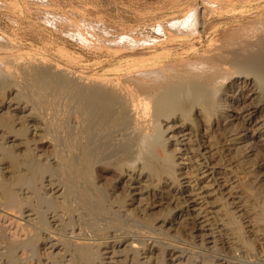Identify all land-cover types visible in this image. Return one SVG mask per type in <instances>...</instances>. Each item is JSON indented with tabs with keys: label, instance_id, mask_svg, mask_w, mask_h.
I'll return each mask as SVG.
<instances>
[{
	"label": "bare ground",
	"instance_id": "1",
	"mask_svg": "<svg viewBox=\"0 0 264 264\" xmlns=\"http://www.w3.org/2000/svg\"><path fill=\"white\" fill-rule=\"evenodd\" d=\"M52 1L53 0L50 2ZM251 1L252 0H205L200 1V4H197V1L194 5H191L193 4L191 3L183 7H174L166 14L160 15V17H163L160 21H156V23L158 22L157 25H151L154 28L152 29L155 30L158 35H150L153 33L151 32L143 34L142 36H137L134 32V28L132 31L131 27H129V30L128 27L125 26V28L127 27L129 30L126 31V29L122 28L125 24H121L122 26L118 25V27L120 26L122 28H120V30H111L106 27V29L102 28V30L98 29L99 31L94 32L90 29V31L94 33H91V37L90 35L88 37V34L85 33V29H83L82 26L86 27L92 22L86 19V17L79 16L78 18V15L76 16L75 14V16L67 15L65 12L61 11L62 9L58 6L60 5L59 3L56 5L59 9L57 8V10H55L56 6L53 5L55 1L51 3V6L49 2V4H45L42 0H5L6 5H2L12 12L19 10L18 12H20V14L22 13L23 16L33 18L34 21H32V24L34 25L39 21H44L48 24L54 22L61 30L63 28L71 33H75V36H80V38L86 41L88 49L96 53V57H94L96 58V62L93 63L94 65L92 66L94 67L90 71H83L80 69L78 73L77 71L75 72L76 75L72 72L71 68L70 70H66L63 68L65 66H63L62 68L64 71L66 70V73L67 71H71L72 75L74 74V79H72V77L68 80L66 77L63 79L64 73L61 71L62 69L56 70L59 64L57 65L55 63L56 65H54L56 69L54 68L53 70H56V72L49 67L40 66L42 65L40 64L41 57L38 58V55L35 56L33 53L23 51V47L13 40V38H10L8 34L7 36L4 32L0 31V75H2V77L0 76V111L4 110L5 112H0V206L2 207V211L11 213L21 219L15 221L17 225L19 223V226H21V229H15L13 235L15 238H11L9 235L10 231L14 230L11 227L12 220H10L9 224H7L9 218L1 222L2 224L0 223V261L2 262H0V264H25V260L26 264L28 261L34 263L29 259H33L35 262L37 261L36 264H44V260H41L42 262L40 261L39 251L43 244L44 246L48 245L50 241L57 239V235H59L57 240L58 242L60 240L59 244L54 243L55 241L49 244V248L52 249V252L47 256V258L50 259V261L47 259L49 261L48 264H104L105 261L103 260L106 258L104 255L111 252L114 254L117 253L118 250L116 248L119 246V243L120 245L127 243L126 248L128 250L131 249L135 241L133 238L134 234L133 236H127L128 234L125 236L120 235L121 237L116 236L117 238L113 236L106 237L104 236L106 233L105 231H108L112 226H117L120 220L118 217L120 215L117 212H123V209L132 215L134 214V216L136 214L138 215V213L140 215L143 213V217L141 216V218H144L143 220L148 224H152L155 217L153 216V212H150L147 207L141 208L139 205L134 206L135 201H137V199L140 202H143L145 199L149 200L151 194L147 196H144V194L146 193L145 189L149 188L150 184L157 185L162 180L165 182L168 180L169 183L167 181L166 184L170 185L177 182L176 176L178 175L175 174L176 161L173 154L176 150L175 146H177V142L180 141L179 136H177L178 133L180 135L181 132L189 130L190 136L188 137H190V140L187 142L188 145L185 149L188 152L193 151L195 156L200 158L198 152L200 151V146L202 148L203 145H200L198 140L194 142V137L192 139V136L198 134L197 124L201 118L209 121L214 120L213 122L219 127L226 142L234 146L233 152L235 153L234 155L238 156L240 160L239 163L241 162L246 165V168L250 170L248 171L249 173L253 170L254 161H252V164L251 160L247 158L248 149L247 152H245L246 150H244V147L237 145L240 140H237L235 136L241 132L237 130L238 127H234L237 126L236 123H234L236 122L235 120H241L245 126L252 120L251 116L253 113H263L264 111V99L259 97L261 94H264V7L258 6V4H252ZM171 2H173V0ZM65 5L66 4H64V6ZM71 5H73V3H71ZM87 5L85 6L87 7ZM0 7L2 8V6ZM156 9H159V7ZM92 10H94V8H92ZM120 12L122 13V11ZM146 12L144 11V13ZM98 13L96 12V15ZM135 13H137V11H135ZM13 14H15V12ZM20 14H18L19 17L21 16ZM99 15V17H101L102 14ZM117 15L118 13L116 16ZM212 16L215 17L211 19ZM125 17H127V15ZM87 18L89 17L87 16ZM104 18L105 17L102 19ZM90 19H92V17ZM95 21L94 24H96ZM100 21L102 23L104 22L102 20ZM119 21L118 19V22ZM28 23L29 22H27V24ZM126 23L128 25L129 22ZM135 23L137 22H134V24ZM139 26L138 24V27ZM51 27H53V25H51ZM89 27L91 28V26ZM92 27L95 29L94 25ZM58 29H54L55 32L58 31ZM37 31L38 30H34L33 32ZM40 36L41 35H39V37ZM50 37H46L47 40ZM204 40L206 41L205 44ZM60 43L61 42H59V44ZM84 43L80 44L84 45ZM75 47L78 48V46ZM59 50L69 56L73 54H70L64 47H60ZM111 56H113V58ZM102 57L106 59L104 60ZM75 61L77 60L75 59ZM30 62L33 64L30 65ZM15 67L23 71L24 76H26L25 78H27V83L23 90H20V93L18 91V95L16 96L18 101L15 102L16 107L12 108L14 104L12 103V105L10 103L12 102L13 91L10 88L11 82L9 81L12 78L9 79V75L13 73ZM59 71L62 72V78L59 76L61 74ZM250 74H253L255 76L254 81L260 84L259 91L252 89L254 81H251V79L249 80ZM66 76L68 75L66 74ZM239 82L244 84L242 88L246 86L249 88V85H252V87L250 86L251 88H249V91L252 93H250V95L246 93L249 95L246 96L247 99L239 95ZM67 88L71 90L65 101L68 105H74L81 121L79 125L76 126V130H74L73 127L75 126L73 124V130L67 133L69 136L68 140H72L69 144V151L66 152V149V151L62 150L64 147L61 149V144L57 142V146L60 145L59 148L57 147L55 149V158L57 162L55 164L57 166L48 167L46 165V168L44 163L47 161L46 159L44 160L43 167L40 160L41 155L46 153L47 157L51 152L49 153V148L44 151L45 149L43 148L45 146L43 147V145L45 144L41 145L37 143L38 138L35 139V144L38 149H36L35 145H32L29 149L27 147L28 151L24 153L22 151L18 152L20 148L17 151V144H14L17 141L14 143L11 141L10 144L9 139H11L10 137L14 134L16 136H26L29 128L30 134L33 136L36 135L39 139L49 134L55 142L59 141V137L62 136V134L60 136L62 132L60 128L63 124L60 118L52 117L53 119L48 121L46 116H43L48 121H45L46 123L43 122L45 125L48 124L46 129L43 130L41 127V119H35V117L32 116L33 112L30 113L28 111L30 113L29 115H27V112L26 114L22 113L31 107L36 108L37 106L49 112L56 111L59 96L66 91ZM15 92H17V90ZM234 92L233 99L235 104H238L236 107L238 111H235V115L228 112L229 109H231L229 98L232 95L230 94ZM30 96H36L38 100L36 103L32 104L31 107H27L26 103L24 104L22 100ZM252 96L253 98H251ZM5 97L6 101L3 102ZM32 98L34 99L35 97ZM30 100H32L31 97ZM63 112H65V110ZM12 117L14 122L20 119L26 121L29 117H31V119L27 120L26 125L21 123V129H15L14 122L11 119ZM61 118L63 119V117ZM168 119L172 122L171 125H168ZM163 121H167L168 124H163ZM174 127L175 129L176 127L177 129L180 128V130L168 136L169 133L175 132V129L168 132L169 129ZM215 129L217 130V128ZM39 131H42V133L38 134ZM120 134H122V136ZM239 137V139H241L243 135ZM62 138L60 140H63ZM221 141L223 142V139ZM157 149H160V152L163 154L162 158H160L161 156L158 157ZM38 151H42V153L39 154ZM203 164V161H198L196 165H193L195 169L202 170ZM99 171L112 172V176L116 175V180L115 178L113 181L107 178V180L103 178L99 180V175L95 174V172L97 173ZM207 171L208 170H205L204 172ZM256 172L258 171L256 170ZM46 174L50 175L52 178V180L49 178L50 181L47 184L44 182V179L47 177ZM253 174L255 175V173ZM102 176L104 177L105 175ZM142 181H144V184ZM136 182L140 183V185H135L137 184ZM252 188L253 187L250 189ZM167 190L166 196L169 197L170 190ZM191 191L193 190L191 189ZM193 192L191 194L189 193V197H187L188 195L181 197L179 196L180 194L176 196L174 193L175 195L172 194V197H169L171 199H168L167 202L170 205L175 204V206H179L182 203L189 202L190 198L194 195ZM135 194L140 196L135 198ZM159 195L162 194L160 193ZM254 196L258 200L260 216L264 220V195L262 196L261 192L256 189ZM243 197L245 198V196ZM148 204L149 203H146L145 205L149 206L150 204ZM225 204L223 206H225ZM119 208H122V210ZM201 212H198L197 215H195L194 212L193 215L199 218V215L202 214ZM227 213L230 218L228 220L229 223L235 226H231L229 229L232 230V232L234 230V232L237 233V231H239L238 233H240V227L237 226L236 220L233 219L230 212L227 211ZM63 214L72 215L69 222H65L66 220L62 218ZM188 214L190 213L188 212ZM8 215L9 214H3V217L2 215L1 217L3 219L4 216L8 217ZM124 215L125 214H123V216ZM170 215L172 216L173 214ZM187 219H189V217ZM194 219H192V221ZM22 220L25 221L23 222ZM190 220L183 221L187 223ZM75 221H80L85 224L82 225L85 226V231L81 229L82 232L80 233L78 231L79 235L77 234L78 236L75 237L76 239H72L73 237L67 236V232H69V227L72 226ZM165 223L166 220H164L162 224ZM162 224L160 226H163ZM190 224L187 226H190ZM82 226L81 228H83ZM20 230L22 232H20ZM165 232H167V230H165ZM71 233L75 234L77 232ZM238 233L237 238L239 241V239L242 240L243 238L242 235ZM78 238L85 241L78 242ZM109 238L113 239L109 241ZM94 240H103V243H105L104 247ZM218 241L216 240V242ZM245 241L244 244L246 243L248 249L254 248L255 244L247 240ZM221 243L223 242L221 241ZM60 244L62 245L61 249H59ZM137 246L136 244L133 245V247ZM238 246H236L237 248L235 247V250L240 249ZM54 247L55 250L58 249L57 252L53 251ZM109 249H111V252ZM21 250L23 252H21L22 255L20 253ZM162 251L160 256H156L159 258L161 257L160 260H153L155 264L163 263L165 254L168 250L166 248ZM235 252L236 251H234V253ZM241 252L244 254L245 251L243 252V248ZM246 253L249 255L248 252ZM34 258L37 259L35 260ZM134 259L132 258V261ZM136 261V264H141L137 259Z\"/></svg>",
	"mask_w": 264,
	"mask_h": 264
},
{
	"label": "rangeland",
	"instance_id": "2",
	"mask_svg": "<svg viewBox=\"0 0 264 264\" xmlns=\"http://www.w3.org/2000/svg\"><path fill=\"white\" fill-rule=\"evenodd\" d=\"M50 1L51 0H42V2L45 3V4L46 3L47 4L50 3L51 6H52L51 3L55 1L53 5L56 6L59 3L61 5V7H62L61 8L60 5H58L59 8L62 9L61 11L65 12L67 15H72L73 16L75 14L76 16L78 15V18H79V16L80 17H86V19L91 21L92 23L91 22L90 23L94 25L95 29H93V27H92L93 25H91V24H89L86 27L82 26L83 29H85L84 30L85 33L88 34L87 36L89 37V35H90V37H91V33L99 31L98 29L102 30V28L106 29V27H107L108 29H111V30H120V28H121L120 26H122L123 24H125V25H123L124 27H122V28L126 29V31L128 29L130 30L129 27L132 28V31H133V28H134V32L137 34V36H142L143 34H148V33H151V32H153L154 34L151 33L150 35H155V34H157V32H155V30H153L154 28L151 25L152 24L153 25L154 24L157 25L158 22L156 23V21H160L162 19V17H163V16L160 17V15L166 14L167 12L170 11V9H172L174 7H180V6L183 7V6L189 5L191 3H193L191 5H194V4L197 3V1H198L197 4H200L201 3L200 1H205V0H185V1L183 0L184 2L181 1V0H176V2H175V0H173V2H171L172 0H53L52 2H50ZM179 1H181V2H179ZM71 3H73V5H71ZM170 3H174V4H170ZM251 3L252 4H258V6L264 7V0H252ZM2 4L6 5L5 0H2V1L0 0V6H2V8L0 7V31L4 32L6 35L8 34L10 38H13V40H15L19 45H21L23 47V51H26L27 53H33L35 56L38 55L37 56L38 58L41 57L40 64H42V65L39 64L40 66H46V67H49L51 70H53L54 68L56 69V67L54 65H56V64L58 65L59 64L58 68L56 70L58 71V70L62 69L61 71L65 74V76L63 74V79H65V77H66L67 80L69 78H71V77H72V79H74L73 77H74L75 72L77 71V73H78L80 69L83 70V71H90L94 67L92 65H94L93 63L96 62V60H95L96 58H94V57H96V53L88 49V45H87L86 41L83 40L82 38H80V36H78V35L75 36L74 35L75 33H71L70 31H67V30H65L63 28L61 30V28H59V26L56 25L54 22H50L48 24V23H45L44 21H39V22H37L34 25V24H32V21H34L33 18H31V17L29 18L28 16H23L22 13L20 14V12H18L19 10H15L14 11L15 14H13L14 12L8 10L7 7H5ZM64 4H66V5L64 6ZM79 4H82V5H79ZM83 4H84V6L88 4L89 8H88V5H87V7L86 6L84 7ZM159 5H162V6H159ZM55 6H53V7H55ZM58 6L55 7V10H57ZM95 6H96V8H95ZM150 7H152L153 9L150 8ZM157 7H159V9H156ZM162 7H163V9H162ZM68 8L69 9L73 8L72 9L73 12H72L71 9L69 10ZM92 8H94V10L95 9L96 10L94 11V10H92ZM97 8H99V9H97ZM148 8L150 9V12H149ZM146 9H147V12H146ZM9 11H10V13L12 12L11 13L12 15L9 13ZM92 11H93V13H92ZM102 11H105V12H102ZM111 11H112V13H111ZM116 11H119V12L122 11V13L121 12L119 13V12H116ZM135 11H137V13H135ZM144 11L147 14L144 13ZM96 12L97 13L99 12V13L96 15ZM104 13H106V14H104ZM117 13H118V15L116 16ZM139 13H141V14H139ZM18 14H20L22 17L21 16L19 17ZM99 14H102L101 17H99L100 16ZM125 14L127 15V17H125L126 16ZM107 15H108V17H107ZM133 15H134V17H133ZM87 16L89 18H87ZM102 16L105 17V18L102 19L103 18ZM23 17H24V19H23ZM91 17H92L93 20L90 19ZM214 17L215 16H212L211 19H213ZM21 18H22V21H21ZM97 19H100V20H102L104 22L102 23L100 20H97ZM113 19H115V20L117 19V20L115 21ZM118 19L120 20L119 21L120 23L118 22ZM15 20H17V21H15ZM94 21L98 25L94 24ZM98 21H100V22H98ZM105 21L106 22L108 21V22L106 23ZM18 22H19V24L21 26L18 24ZM27 22H29V23L27 24ZM126 22H129L128 25H127ZM134 22H137L140 26L141 25L142 26L141 27L139 26L140 27L139 28L138 24L137 23L134 24ZM229 22H232V21H229ZM101 23L104 24V25H102ZM136 24H137V26H136ZM51 25H53V27H51ZM115 25H116V27H115ZM118 25H120V26L118 27ZM42 26H45V27H42ZM89 26H91V28ZM125 26H127L128 29H127V27L125 28ZM132 26H134V27H132ZM54 29L55 30L58 29V31L55 32ZM83 29H82V31H83ZM90 29L93 30L94 32L93 31L91 32ZM34 30L35 31L38 30V31L37 32H33ZM39 30L42 32V34H41V32ZM60 30H61V32H60ZM142 30H144V31H142ZM88 31H90V32H88ZM43 32H44V34H43ZM35 33H36V35H35ZM17 34H18V36H17ZM19 34H20V36H19ZM39 35H41L40 36L41 38L39 37ZM36 36H38V37H36ZM50 36H52V37H50ZM54 36H55V38H54ZM46 37H50L48 40H50L51 42L48 41ZM18 38H19V40H18ZM24 38H26V39H24ZM44 40H46L47 42L44 41ZM38 42H40V43H38ZM59 42H61V43L59 44ZM63 42H64L65 45L63 44ZM80 43H84V45H82ZM205 43H206V41L204 40V44ZM67 44H70V45H67ZM85 44H86V46H85ZM50 45H52V46H50ZM75 46H78V48L75 47ZM60 47H64L65 49H67L69 51L70 54H72V53L73 54L71 56H69V55L61 52L59 50ZM86 49H87V51H86ZM81 51H83V52H81ZM47 56H48V59H47ZM111 57L113 58V56H111ZM74 58L77 61H75ZM83 58H85V59H83ZM102 59L105 60L106 58L102 57ZM108 59H111V58H108ZM33 60H35V59H33ZM85 60H86V62H85ZM68 62H70V63H68ZM79 62H81V63H79ZM32 64L33 63L30 62V65H32ZM59 66H60V68H59ZM63 66H65V67H63ZM62 67L65 68L66 70L67 69L70 70V68H71V70H72V72L74 74L72 75L71 71H69V72L67 71V73H66V70L64 71V69ZM73 69H74V71H73ZM56 70H53V71L56 72ZM62 72L59 71V73H61L59 76L62 75ZM12 74H15V75H12ZM12 74L9 75L10 76L9 79L12 78L9 81L11 82L10 83V88L13 91L12 99H11L12 102L10 101L11 102L10 104L13 103L15 106L12 104L13 105L12 108H14V107H16L15 102L18 101V98H16V96L18 95V91L20 93L23 90L25 84L27 83V81H26L27 78H25L26 76H24L23 71L20 70L18 67H15V70H13ZM66 74L68 76H66ZM0 76L2 77V75H0ZM253 76H254L253 74H250L249 75V80L251 79V81H254L255 76L254 77ZM61 78H62V76H61ZM11 84H12V87H11ZM238 85H239L238 91L240 93L239 95L241 97L243 96L242 98H244V99H247L246 96L248 94L250 95V93H252V92L249 91V88H251L252 85H253V87H252L253 90H258V91L260 90V88H259L260 84H258L256 81H254L252 85H249V88L247 86L242 88V86L244 84L241 83V82H239ZM16 90H17V92H15ZM70 90H71L70 88H67L66 91H64L63 93L60 94L59 99H58V104H57V110L55 108V110L57 112L56 111L49 112L48 110L46 111V110H43L41 108H38V106L36 107L37 109L36 108H32L31 107L32 104L36 103L37 100H38L36 98V96H30L32 100H30V97H27V98H25V100L24 99L22 100L24 104L26 103L27 107H31V108L27 109L25 112H23L22 114H26V112H27V115H29L31 112H33L34 115L32 114V116L35 117V119H38V118L41 119L40 120L41 121V127H42L43 130L46 129V127L48 125V124L45 125L44 123L52 120L55 117L60 118V120L63 121L62 127L60 128V130H62V132L60 133V136H61V134H62V136L59 137V139H58L59 141L55 142L54 139H52L49 134H47V135H45V137L41 138L42 140L39 139V137H37L36 135H34L35 136L34 137L32 134H30L29 128H28V132H27L26 136L25 135L16 136L14 134L15 136L13 135V136L10 137L11 139H9L10 140V144H11V141H12V143H14L15 141H17V142L20 141L18 143L15 142L14 144H17L16 145L17 146V151L20 148V151H18V152L22 151L24 153L25 151H28L27 147L29 149L30 147H32V145L33 146L35 145L36 149H38L37 145L35 144L36 143L35 139L38 138L37 139V143H39L41 145L45 144V145H43V147L45 146L43 148V149H45L44 151H46L49 148L48 151H49V153L51 152L48 155V151H47V155H48L47 157H46V153L41 155V159L40 160H41L42 164L45 162L44 161L45 159L47 161V162L44 163L46 168H47V166L48 167H50V166L51 167H56L57 166L55 164V163H57L56 162V158H55V152H56L55 149L57 147L59 148V146H60V145L57 146L58 145L57 142L59 144H61V149L64 147L62 150H64V151L67 150L66 152L69 151V149H70L69 144L72 142V140L71 139L68 140L69 136L67 135V133L68 132L70 133L73 130V128H74V130H76V126H78L80 121H81V118L77 114V111H76L74 105H68L66 103V101H65V99H67V95L69 94ZM246 93H248V94H246ZM14 94H15V96H14ZM234 94H235V92L230 94V95H232L229 98L230 99V103H231V107H230L231 109H229V111H228V112L233 113V115H235V111H238V109L236 108L238 106V104L237 103L235 104L234 99H233V97H234L233 95ZM32 97H35V98L33 99ZM259 97H262L264 99V94H261ZM251 98H253V96ZM13 99H14V101H13ZM35 99H36V101H35ZM5 101H6V97L4 98L3 102H5ZM69 106H70V108H69ZM72 109H73V111H72ZM64 110H65V112H63ZM0 112L2 113V112H4V110H2ZM7 115H10V114H7ZM43 116L44 117L46 116V119L48 121ZM61 117H63V119ZM11 119L13 121V117ZM30 119H31V117H29L27 120H30ZM251 119L252 120L250 121V123H247L245 126L241 122V120H235L236 122H234L237 125V126H234V127L235 128L238 127L237 130L239 132H241L240 134L238 133V135L235 136V137H237V140H240V141H238L240 144L238 143L237 145L238 146L241 145L242 147H244V150H246L245 152H247V149H248L249 152H247V155H248L247 158L251 160V163H252V161H254L253 162L254 163V165H253L254 168H253V170L250 173L248 172L250 170H248L246 168L247 167L246 165L242 164L241 162H240L241 164L239 163L240 160L238 159V156L234 155L235 153L233 152L234 151L233 150L234 146H231L229 142H226V140L222 136V133H221L219 127L215 124V122H213L214 120H210L209 121V120H205L204 118H201V120L197 124L198 134H195V135L192 136V139L194 137V142L198 140L199 144L203 145L202 148L200 146V151L198 152V155H200V158L196 157L193 151L188 152L185 149V147H187V145H188L187 142L190 140V137H188V136H190L189 135V130H185L184 131L185 133L181 132L180 135L178 133L177 136H179V140L180 141L177 142V146H175L176 150L174 151V154H173V156L175 158V161H176L175 174L178 175V176H176L177 182H175L174 184L170 185V184H166V182L168 180H166V182L164 180H162L157 185L150 184L149 188H146L147 190L145 189L146 193L144 194V196H147V195L151 194L150 195L151 197L149 196L151 199L150 198H149V200L145 199L143 202L138 201V199H137V201H135V205L134 206L139 205L141 208L142 207H147V209L149 208L150 212H153V216H155V217H154V220H153L152 224H148L145 220H143L144 218H141V216L143 217V213L141 215L138 213V215L136 214L137 216L135 215L136 216L135 217L134 214L132 215L131 213H128V211H126L124 209L122 210V208H119L123 212H121V211L117 212L120 215V216H118L120 220L118 221L117 226H112V227H110V229L108 231L106 230L105 231L106 233L104 232L105 233L104 236H106V237L107 236L108 237L109 236L121 237L123 235L125 236L126 234H128L127 236H130V235L133 236V234H134L133 238L135 239L136 242L134 241L133 245L136 244L138 246L137 247H133V245H132L133 248L131 247V249H129L131 251H129L126 248L127 247L126 246L127 243H124L123 245H120V243H119V246L116 248L118 250L117 253L114 254V253L111 252V249H109V251L111 253H108V254L104 255V257L106 256V258L103 260V261H105L104 264H132V263L136 264L137 263L136 259L141 264H147V263L155 264V262H153V260L154 261H156L158 259L160 260L161 257L159 258V257H156V256H160L162 254L161 252H163L162 250L163 249L165 250L166 248H167L168 251L166 252L165 258L163 260V263H161V264H264V220L260 216L259 203H258V200L256 199V197L254 196L256 189H258L261 192L262 196L264 195V184H263L264 183V111H263V113H253L252 116H251ZM20 120L17 121V122L13 121L14 125H15V129H19L20 126L22 128V124L26 125L27 120L24 121L22 119L21 122H20ZM166 123H167V121H165V122L163 121V124H166ZM168 123H167L168 125L172 124L170 119H168ZM73 124H74L75 127H73ZM208 127H211L212 129L208 128ZM215 128H217V130ZM174 129H175V127L169 129L168 132H171ZM178 130H180V128L177 129V127H176L175 132L173 131V132L169 133L168 136L173 135L172 133H177ZM41 133H42V131L38 132V134H41ZM184 134H185V136H184ZM214 134H215V136H214ZM120 135L122 136V134H120ZM220 135H221V137H220ZM242 135H243V138L239 139L240 138L239 136H242ZM31 136H33V137H31ZM210 137H213L214 139L210 138ZM218 137H219L220 140L218 139ZM61 138L63 140H60ZM215 138L218 139V140H216ZM221 138L223 139V142L221 141L222 140ZM24 139H25V141H24ZM61 141H62V143H61ZM218 141H221V142H218ZM201 143H203V144H201ZM46 146H47V148H46ZM35 147H33V148H35ZM247 147H249V148H247ZM156 151H157L158 157L161 156L160 158H162L163 154L160 152V149H157ZM41 153H42V151L39 152V154H41ZM185 154H187V155H185ZM192 156H193V158H192ZM206 157H207V159H206ZM198 161L199 162H201V161L204 162V164L202 165V170H197V169L194 168V165H196V162H198ZM44 164H43V167H44ZM241 165L243 166V168H242ZM203 170L204 171L208 170V171L204 172ZM256 170L259 173L256 172ZM197 171H198V176H197ZM103 172L102 171H99L97 173L95 172L96 175H99V177H98L99 180L100 179L102 180V178L103 179L107 178L108 180H112V181L115 178V180H116V175L114 174L115 176H112L113 175L112 172H110V171L109 172L108 171H103ZM99 173L102 174V175H105L106 177L104 176L105 177L104 178ZM110 173H112V174H110ZM253 173H255V175ZM108 175H110L111 177L108 176ZM46 176H45L46 178L44 179L45 184H47L50 181V179L52 180L50 175L46 174ZM143 182L144 181H142V183ZM136 183L137 184H135V185H137V186L140 185V183H138V182H136ZM168 183H169V181H168ZM254 184H256V185H254ZM178 185H180V186H178ZM195 186H197V187H195ZM251 187H253V188L250 189ZM178 188H179V190H178ZM167 189L170 190V194H169L170 196L169 197H172L171 195L174 194V193L176 194V196H178L180 194L179 196H181V197H185V195L186 196L188 195L187 197H189V193L191 194L194 190L196 192L195 191L193 192V194L195 196L193 195L192 198H190L189 202L182 203L179 206H175V204L170 205L167 202L168 199H171L168 196H166L167 195V191H168ZM191 189L193 191H191ZM62 190H60V191H62ZM153 190H154V192H153ZM250 191H251V193H250ZM165 192H166V194H165ZM147 193H149V194H147ZM160 193L162 195H159ZM242 193H244V194H242ZM153 195H154V197H153ZM139 196L137 194H135V198H138ZM243 196H245V198ZM160 198H161V200H160ZM242 199H243V201H242ZM158 201H159V203H158ZM248 202H250V203H248ZM146 203H149L150 205L148 204L149 206H146L145 205ZM224 204H225V206H223ZM134 206H131V207H134ZM166 206L168 207V209H167ZM1 209H2V207L0 206V213H1L2 217H3V214H5V215L9 214V215H8V217L4 216L3 219H2V217L0 215V223L5 221V220H7L9 218V222H7V224H9L10 220H12L11 221L12 222L11 227L14 230L10 231L9 235L11 236V238H13L15 229L16 228L21 229V226H19L20 224L18 223V225H17V222H15V221H18V219H20V218L14 216L11 213L6 212V211H2ZM189 210L192 212V214H191V212ZM186 211H187V213H186ZM227 211L230 212V215L233 217V219L236 220L237 226L240 227V229L238 228L240 230V233H238L239 231H237V230H235V231H237L238 234L242 235V238H243L242 240L239 239V241H238L237 233L234 232V230H233V232H234L233 233L232 230L229 229V228H231V226H233V227H235V226H234V224H230L229 223L228 220L230 218H229V214L227 213ZM188 212L191 214V217H190V214H188ZM194 212H195V215H197L198 212H201L202 214H200L199 218H198L195 215H193ZM122 213L125 214V215L123 216ZM170 214H173V215L171 216ZM233 214H234V216H233ZM69 216L70 215H64L63 214L62 218H64V220H66L65 222H69L70 221L69 219L71 218L72 215L70 217ZM192 216H193V218H192ZM14 217H16V218H14ZM188 217H189V219H187ZM132 218H133V220H132ZM191 218L192 219L195 218L196 220L194 219L193 220L194 222H193ZM13 219H14V221H13ZM73 220H74V215H73ZM164 220H166V223H165L166 225L162 224ZM183 220H185V221L190 220V221H188L189 223L188 222L185 223V221H183ZM22 221L24 222L25 220H22ZM203 222H204V224H203ZM190 223H193V224H190ZM222 223H224V224H222ZM79 224H80V227H79ZM161 224L163 226H160ZM189 224H190L191 227L187 226ZM82 225H85V224L81 223L80 221H78V222L75 221V223L72 224V226L69 227V230H68L69 232H67V236L69 235V237H71V238L73 237L72 239H76L75 237H77L79 235V232L81 233L82 230L85 231V226H82ZM199 225H201V226H199ZM81 226L83 228H81ZM189 227H190V230H189ZM152 228H154V229H152ZM218 228H221V229H218ZM165 230H167V232H165ZM70 231L73 232V233H75V232H77V233L72 234ZM227 231L230 233V235H229V233ZM20 232H22V231L20 230ZM135 232H136V234L138 236L135 234ZM20 235H21V233H20ZM58 236L59 235H57V239H53L52 241H50L48 243V245H45L46 247L43 244L41 250L39 251L40 261L44 260L43 261L44 264H48V262L50 261V259L47 258L48 254L50 252H52L51 251L52 249L49 248V246H50L49 244L53 243V241H55L54 243H58L59 244L60 240H59V242L57 241L58 240ZM221 238H222V240H221ZM111 239H113V238H109V241ZM216 240L217 241L219 240V241L216 242ZM245 240L251 242L252 244H255L254 248L253 249H250V248L248 249L246 247V243L244 244ZM83 241H85V240H82V239L78 240V242H83ZM94 241L96 243H99L101 246L103 245L102 247H104V245H105V243H103V240L102 241L94 240ZM221 241L223 243H221ZM224 242H226V243H224ZM227 243H228V245H227ZM61 244L59 245L60 246L59 249L62 248ZM238 244H239V246H238ZM257 245H259V246H257ZM236 246L240 247V249H236L235 250ZM139 248H140V250H139ZM242 248H243V252L245 251L244 254L241 252ZM53 251L57 252L58 249L55 250V247H54ZM234 251H236V252L234 253ZM21 252H22V250L20 251V253ZM246 252H248L249 255H247ZM22 253H21V255H22ZM67 258H70V257H67ZM132 258L133 259L135 258V259L132 261ZM237 259L240 260V261H238ZM29 260L30 261L32 260V262H34L35 264L37 262V261L35 262L33 259H29ZM28 263L29 264H34V263H30L29 261L27 262V264ZM25 264H26V260H25Z\"/></svg>",
	"mask_w": 264,
	"mask_h": 264
}]
</instances>
